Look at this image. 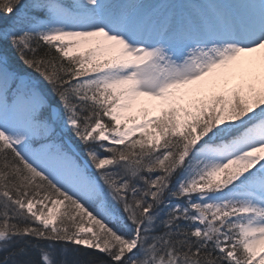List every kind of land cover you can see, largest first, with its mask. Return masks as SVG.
I'll return each instance as SVG.
<instances>
[{"label": "snow or ice", "instance_id": "6c2138e0", "mask_svg": "<svg viewBox=\"0 0 264 264\" xmlns=\"http://www.w3.org/2000/svg\"><path fill=\"white\" fill-rule=\"evenodd\" d=\"M0 264H264V0H0Z\"/></svg>", "mask_w": 264, "mask_h": 264}, {"label": "rangeland", "instance_id": "374dc122", "mask_svg": "<svg viewBox=\"0 0 264 264\" xmlns=\"http://www.w3.org/2000/svg\"><path fill=\"white\" fill-rule=\"evenodd\" d=\"M151 1H153V0H146V2H151Z\"/></svg>", "mask_w": 264, "mask_h": 264}, {"label": "trees", "instance_id": "16d2710c", "mask_svg": "<svg viewBox=\"0 0 264 264\" xmlns=\"http://www.w3.org/2000/svg\"><path fill=\"white\" fill-rule=\"evenodd\" d=\"M28 71H31V70H28Z\"/></svg>", "mask_w": 264, "mask_h": 264}]
</instances>
